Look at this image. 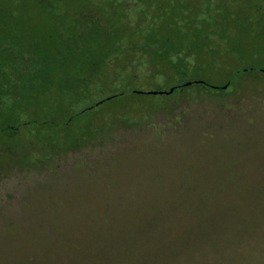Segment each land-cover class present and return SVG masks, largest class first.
I'll return each instance as SVG.
<instances>
[{"label": "rangeland", "instance_id": "374dc122", "mask_svg": "<svg viewBox=\"0 0 264 264\" xmlns=\"http://www.w3.org/2000/svg\"><path fill=\"white\" fill-rule=\"evenodd\" d=\"M146 1L0 0V264H264V0Z\"/></svg>", "mask_w": 264, "mask_h": 264}, {"label": "trees", "instance_id": "16d2710c", "mask_svg": "<svg viewBox=\"0 0 264 264\" xmlns=\"http://www.w3.org/2000/svg\"><path fill=\"white\" fill-rule=\"evenodd\" d=\"M147 3L149 2L148 0L146 1ZM172 66L170 67L171 69H169L170 72H176L177 73V69L176 67L174 68L175 64H171ZM153 68V67H151ZM174 68V70H173ZM157 74H161V73H164V71H156ZM239 73V72H238ZM169 73L167 72L164 73V76L165 77H169L168 75ZM189 83H191L189 85ZM200 86L199 83H194V82H190L189 79H187V77L185 76V74L181 73V74H178V81L175 83V84H172L171 86H169V89H173V92L170 94V95H165L168 97V100L171 101H174V97L176 96H180V95H184V94H187L189 93L190 91H192L191 87L192 86ZM202 86V85H201ZM204 86V85H203ZM208 87V86H206ZM213 90H216V92L219 91V93H223L224 94V91H222V88H212ZM168 90V89H167ZM202 90V89H201ZM201 90H195V91H199L200 93H206L205 91H201ZM160 91V90H159ZM208 94V93H207ZM120 97V96H118ZM173 98V99H172ZM90 107V106H89ZM126 108H122V110H125ZM69 150H72V149H69Z\"/></svg>", "mask_w": 264, "mask_h": 264}, {"label": "water", "instance_id": "95a60500", "mask_svg": "<svg viewBox=\"0 0 264 264\" xmlns=\"http://www.w3.org/2000/svg\"><path fill=\"white\" fill-rule=\"evenodd\" d=\"M246 70H241V72H244ZM197 83V82H195ZM191 83H189L190 85ZM226 87H222V90H224ZM173 92V89H168V90H153V91H147V92H140V91H132V90H129V91H125L123 93H120L118 95H115V96H112V97H108L102 101H99L93 105H91L90 107H88V110H91V109H94L98 106H100L101 104H103L104 102L106 101H110L111 99L113 98H117L118 96H123L125 94H144V95H170L171 93Z\"/></svg>", "mask_w": 264, "mask_h": 264}]
</instances>
